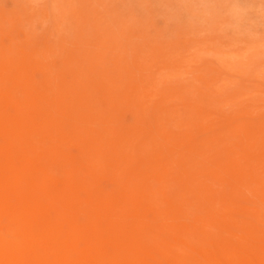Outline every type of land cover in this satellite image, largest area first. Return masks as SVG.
I'll use <instances>...</instances> for the list:
<instances>
[{"label": "rangeland", "instance_id": "374dc122", "mask_svg": "<svg viewBox=\"0 0 264 264\" xmlns=\"http://www.w3.org/2000/svg\"><path fill=\"white\" fill-rule=\"evenodd\" d=\"M263 118L264 0H0V130L37 177L17 185L87 214L136 176L141 208L104 225L121 245L208 251L216 217L241 225L233 203L264 204Z\"/></svg>", "mask_w": 264, "mask_h": 264}, {"label": "bare ground", "instance_id": "6f19581e", "mask_svg": "<svg viewBox=\"0 0 264 264\" xmlns=\"http://www.w3.org/2000/svg\"><path fill=\"white\" fill-rule=\"evenodd\" d=\"M75 15L71 18L74 19ZM101 56L104 57L103 54ZM0 137V264H264V230L260 231V228L264 229V204L243 206L233 203L232 206L237 207L244 219L241 225L231 216L222 219L216 217L219 237L208 251L183 244L185 250L180 253L172 249L169 243L160 241L148 247L153 249V253H150L137 239L121 245L114 238L116 232L104 226L107 216L121 217L130 212L129 206H133L135 211L141 208L145 200L143 196L148 192L141 190L136 176L133 181L128 178L115 200L117 204L112 208L107 201V204L99 202L101 204L98 206L89 208L87 214L48 211L49 200L43 203L38 199L25 198L17 185V182H26L29 190H37V177H34V173L30 174L34 162L23 160L18 166L11 165L7 161V126L0 130ZM33 150L36 156L37 147L34 146ZM7 181H12L14 187L7 189ZM232 202L230 200V204ZM101 213L104 220H101Z\"/></svg>", "mask_w": 264, "mask_h": 264}]
</instances>
